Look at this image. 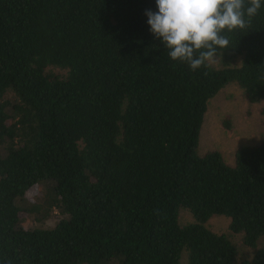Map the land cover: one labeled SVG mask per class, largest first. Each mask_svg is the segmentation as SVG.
<instances>
[{"label":"trees","instance_id":"obj_1","mask_svg":"<svg viewBox=\"0 0 264 264\" xmlns=\"http://www.w3.org/2000/svg\"><path fill=\"white\" fill-rule=\"evenodd\" d=\"M147 10L155 0H0V264H264V247L239 261L231 241L264 236V140L233 164L198 154L226 86L264 100V3L221 50L241 65L195 72ZM38 186L53 228L24 226Z\"/></svg>","mask_w":264,"mask_h":264},{"label":"rangeland","instance_id":"obj_2","mask_svg":"<svg viewBox=\"0 0 264 264\" xmlns=\"http://www.w3.org/2000/svg\"><path fill=\"white\" fill-rule=\"evenodd\" d=\"M241 58L230 59L222 55L215 68L238 67ZM229 126V127H228ZM264 140V100L251 102L244 90L237 84L226 86L209 103L208 111L200 133L198 154L204 155L208 151L221 152L228 164H233L237 150L243 147L259 145ZM49 189L38 186L27 194L29 206L39 207L36 212L23 215L24 226L27 228H53L60 221V212L57 208L43 206V196L51 194ZM28 206V207H29ZM182 224H190L193 217L188 211H181ZM207 227L216 233L229 232V219L223 216H214ZM231 241L236 247L239 261L251 260L256 251L264 247V236L256 247H249L244 243L243 234H234ZM187 263V253L184 252L182 264Z\"/></svg>","mask_w":264,"mask_h":264},{"label":"clouds","instance_id":"obj_3","mask_svg":"<svg viewBox=\"0 0 264 264\" xmlns=\"http://www.w3.org/2000/svg\"><path fill=\"white\" fill-rule=\"evenodd\" d=\"M147 24L171 61L193 72L219 62L229 49L228 34L247 28L264 0H155ZM207 74V73H205Z\"/></svg>","mask_w":264,"mask_h":264}]
</instances>
